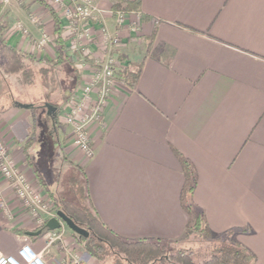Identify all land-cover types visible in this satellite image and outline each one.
<instances>
[{
	"label": "crops",
	"instance_id": "crops-1",
	"mask_svg": "<svg viewBox=\"0 0 264 264\" xmlns=\"http://www.w3.org/2000/svg\"><path fill=\"white\" fill-rule=\"evenodd\" d=\"M113 1L94 0V5L107 32L122 38L115 48L124 60L121 66H140L136 85L129 88L116 74L101 121L88 127L90 158L71 143V128L57 120L56 105H45L41 121L50 127L65 161L82 170L100 219L122 238H183L189 215L179 200L184 183L179 154L195 169L190 203L202 214V224L213 236L234 230L233 239L253 253L254 264H264V0H128L137 8L128 12L119 31ZM0 5L7 42L54 62L48 12L33 0ZM135 22L138 31L128 36L127 26ZM95 33L93 58L104 53L98 28ZM44 34L49 44L40 52ZM66 35L64 28L65 46ZM68 58L75 84L88 82L91 56ZM68 93L54 103L61 106ZM34 110L16 100L0 109V133L9 136L10 156L30 185L35 175L25 161L24 144ZM0 190L13 211L11 217L0 208V255H14L29 244L47 264H70L66 253L84 264H100L65 227L63 243L58 242L63 251L57 242L49 243L54 230L36 229L1 175Z\"/></svg>",
	"mask_w": 264,
	"mask_h": 264
},
{
	"label": "trees",
	"instance_id": "trees-1",
	"mask_svg": "<svg viewBox=\"0 0 264 264\" xmlns=\"http://www.w3.org/2000/svg\"><path fill=\"white\" fill-rule=\"evenodd\" d=\"M42 6L53 21V43L55 46L56 59L54 62L42 61L33 54L24 52L15 46L10 45L4 35V28L0 27V73L4 75H17L18 81L28 87H34L37 76L42 82H46V77L52 66L60 65L63 62L72 63L67 55L63 24L57 12L46 2V0H33ZM0 5V11H1ZM137 5L128 0H114L112 13L118 11L130 12L136 9ZM118 60L123 62L120 57ZM45 63L48 67H38V63ZM140 73V66L127 63L118 67L117 74L121 81L129 88L136 85ZM71 93V92H70ZM50 105L51 103H44ZM3 107L0 106V109ZM31 147V136L24 144L25 161L31 167L37 182L41 185L46 195L53 201V212L61 211L70 218L76 225L87 232V236H80L73 233L80 248L86 251L100 264H254L255 256L246 247L235 241L234 230L213 236L202 224V214L196 213L190 203V195L196 183V173L193 165L186 158L178 154L184 183L181 188L179 200L181 207L189 215V222L185 234L181 240L167 241L161 239H124L110 229L100 219L96 210L90 202L86 178L82 177V187L80 193L76 191V201L66 197L54 198L47 189L44 179L28 153ZM75 179V178H74ZM79 181V180H78ZM45 225V224H44ZM44 227V226H43ZM42 228V227H41ZM40 229V228H39ZM198 231L210 241L209 257L201 262H195L193 253L183 248H178V244L188 239L193 233Z\"/></svg>",
	"mask_w": 264,
	"mask_h": 264
},
{
	"label": "built area",
	"instance_id": "built-area-1",
	"mask_svg": "<svg viewBox=\"0 0 264 264\" xmlns=\"http://www.w3.org/2000/svg\"><path fill=\"white\" fill-rule=\"evenodd\" d=\"M11 0H0V4L6 5ZM50 3L59 12L60 17L65 21L64 28L71 37L70 45L75 51L78 48L87 50V56L93 61V71L90 82L80 89H74L57 109V120L71 128V143L86 157L93 155V148L88 134V127L95 122H100L102 112L107 98L111 95L115 84L117 69L122 62L115 55V48L122 43L119 32L109 34L102 24L101 11L94 5V0H50ZM113 14V13H112ZM114 15L116 31L122 30L128 20V13L118 11ZM16 29H21L16 24ZM102 35L104 53L99 57H92L90 46L96 39L95 29ZM139 22L128 24L127 35L136 34ZM48 42L44 34L38 43L39 46ZM95 89L94 98H90ZM0 175L15 192L24 210L33 217H38L40 223L42 218L39 215L45 213L49 217H55L53 212L40 205L41 200L35 194L25 175L13 164L11 156L5 144L0 141ZM0 208L8 213V204L0 190ZM43 222V221H42ZM64 224L54 230L49 238V243L62 242ZM63 243V242H62ZM68 255V253H67ZM70 264H84L81 259L73 254L68 255ZM0 264H47L41 254L35 252L29 244H23L14 255H0Z\"/></svg>",
	"mask_w": 264,
	"mask_h": 264
},
{
	"label": "rangeland",
	"instance_id": "rangeland-1",
	"mask_svg": "<svg viewBox=\"0 0 264 264\" xmlns=\"http://www.w3.org/2000/svg\"><path fill=\"white\" fill-rule=\"evenodd\" d=\"M45 24L46 23H43L41 24V26L43 27ZM66 34V49L69 53L68 55L71 58H74V60H76V56L78 54L82 57L87 56V50L78 48L75 51V49L71 47V37L68 35V33ZM47 44L49 43L47 42L44 45L37 47V50L41 52V50ZM49 50L51 51L52 49L50 48ZM40 52L39 54H41ZM72 64L73 63L63 62L60 65L52 66L46 77V82H42L40 80V77L37 76V81L34 87H28L21 84L18 81L17 75H4L0 73V106H8L14 100L33 105V107L35 108L33 113L35 121L33 123V128L30 129L31 147L28 150V153L30 154V156H32L33 162H36V165L38 167L37 169L40 171V175L44 179L47 189L49 190V192H51L53 197L58 199L60 197H66L69 198V200L76 201L75 193L76 191H78V194L80 193V188L82 187L81 176L83 175V172L80 168L75 167L65 161L61 148L57 145L54 134L51 132L50 127H48L47 123L41 121L43 117H46L45 114L47 112L44 103L48 101V103L51 102L52 105H56V107H59L60 105L55 104L54 102L59 103L62 100L63 96L69 92L61 102L63 104L64 100L69 96L70 91L73 90L74 85H77L76 88L80 89L82 86L90 82L89 80L88 82H80L81 84L77 82V84H75L76 80ZM38 67L48 66L45 65V63L40 62L35 65V69ZM4 89L5 92H3ZM8 138L9 136L7 134L3 136L0 133V141L5 144L9 154H11V147ZM12 162L15 166L13 159ZM30 187L32 191L39 196L41 200L40 205H44L47 210L53 212V201L49 197V195L45 196V191H42L43 189L37 182L36 177L35 180L32 179ZM11 190L15 195V192L12 188ZM8 211L10 210L8 209ZM27 213L29 214V212ZM53 213L54 216H56V213ZM42 214L44 215L42 219L43 222L41 221L40 223L36 222L38 217H33L31 214H29L30 219L34 221L37 227L36 229L43 227L45 221L49 218V216H47L45 213ZM8 215L12 217L13 211H10ZM39 216L42 217V215ZM64 227L66 229V232H72L65 224ZM58 242L59 241H57V243ZM58 245V247H60L61 249L62 244L58 243ZM178 248H183L184 250L191 251L193 253V259L195 260V262H201L209 257L210 241L209 238L196 231L188 239L180 242L178 244ZM66 258H68V255L64 256V259Z\"/></svg>",
	"mask_w": 264,
	"mask_h": 264
},
{
	"label": "water",
	"instance_id": "water-1",
	"mask_svg": "<svg viewBox=\"0 0 264 264\" xmlns=\"http://www.w3.org/2000/svg\"><path fill=\"white\" fill-rule=\"evenodd\" d=\"M48 108L50 109H54L53 107H51L50 105H46ZM27 107V106H25ZM61 223H64L73 233L78 234L80 236H87V232L79 227L78 225H76L70 218H68L64 213H62L61 211H58L56 213V216L51 218L46 224L45 227L48 230H56L58 228L61 227ZM41 232V230H38L37 232L33 233V232H29L27 233L28 235L32 236V235H37Z\"/></svg>",
	"mask_w": 264,
	"mask_h": 264
}]
</instances>
